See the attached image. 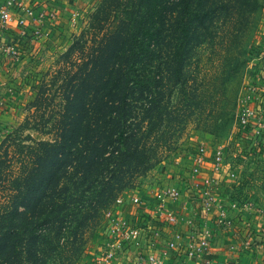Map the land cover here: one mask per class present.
Wrapping results in <instances>:
<instances>
[{
    "label": "rangeland",
    "instance_id": "rangeland-1",
    "mask_svg": "<svg viewBox=\"0 0 264 264\" xmlns=\"http://www.w3.org/2000/svg\"><path fill=\"white\" fill-rule=\"evenodd\" d=\"M74 3L75 9L60 36L48 43H19L22 46L10 58L15 63L12 67L15 91L21 92V96L12 121L0 132V231L13 227L7 216L21 198L23 203L17 211L25 212L29 219L37 217V226L30 234L18 230L16 248L11 255L0 253V264L26 263L25 245L30 235L40 240L39 252L44 248V240L64 241L63 247L44 254L46 264H102L105 241L110 237L107 214L120 216L115 199L138 188L175 185L181 189V201H187L196 211L195 197L211 194L233 225L236 218L241 222L243 217L257 219L264 214V160L259 156L249 157L235 120L247 71L240 88L242 76L238 79L228 72V53L219 50L230 45L226 42L227 35L221 32L223 15L211 13L204 24V28L215 30L214 39L189 43L185 34H179L183 38L180 43L169 31L167 0H75ZM190 5L183 15L186 29L194 27L199 19L193 16ZM225 21V29L232 31L230 19ZM251 39L254 46L250 59L256 51L264 52V10L261 24ZM150 43H160L173 50L163 97V105L172 120L165 124L167 129L161 128L166 131L164 135L156 134L147 141V147L152 150L148 159L154 163L153 167L146 170L145 165L133 162L116 173L107 171L86 181L87 169L80 166L81 162L56 163L63 132L68 135L80 126L83 134L77 138L80 141L88 121L93 129L102 125L98 120L100 105H95L93 95L98 89V94L101 93L98 80L106 64L116 59L114 52L126 45L129 51L124 60L133 63V72L142 74L143 69L150 71V66L154 68L160 60L146 51ZM192 47L201 49L188 53L186 49ZM177 48L182 57L173 55ZM179 62L181 69L175 71ZM177 75L188 81L193 75L195 83L188 82L187 88L180 89L181 80L175 81ZM202 146L206 147L205 161L203 169L196 173L192 157ZM215 147H222L224 152V163L218 169L211 162ZM73 155L78 154L73 152ZM52 174L62 177L52 184L50 179L46 180ZM34 176L37 180L29 184L27 180L32 181ZM112 178L111 190L103 189L100 181ZM89 184L92 186L84 192ZM80 202L84 208L77 215L74 208ZM231 202L237 203L235 208ZM25 203L30 207L39 205V213L32 215L33 209H25ZM124 208L127 210L128 206ZM122 214L128 217L126 211ZM20 217L15 219L21 222ZM75 221L82 222L84 227L78 228ZM57 226L65 227L59 235L55 233ZM219 230L215 237L225 239L229 230ZM242 232L243 228L239 230L242 241L237 246L245 247L246 242L250 245L245 248L249 254L240 256L239 262L264 264L263 237L258 234L253 237L248 232L243 237Z\"/></svg>",
    "mask_w": 264,
    "mask_h": 264
},
{
    "label": "trees",
    "instance_id": "trees-1",
    "mask_svg": "<svg viewBox=\"0 0 264 264\" xmlns=\"http://www.w3.org/2000/svg\"><path fill=\"white\" fill-rule=\"evenodd\" d=\"M194 1V2H192ZM264 0H167V18L169 19L172 37H177L180 43L183 38L179 34H185L188 42L198 41L197 43H206V38L216 37V32L210 28H204L207 18L211 15H223L224 35H227L226 42L230 45L220 47V52L228 53V72L234 77L240 79V88L244 83V76L247 63L249 61L254 42L252 43V35L258 30L261 24L262 12L264 10ZM191 3V5H190ZM188 5L191 6L194 17H199L194 27L185 28L184 14ZM226 18L231 21V28L225 29ZM168 22V21H167ZM202 40V41H199ZM174 49L173 55L181 56L180 51ZM200 47H192L186 49L189 53L192 50H200ZM129 49L126 45L114 52L115 60H110L104 67V73L98 80L100 83L99 89L95 92L93 101L95 105H100V119L101 126L95 129L92 128L91 122L88 121L86 126V133L82 140L79 141L81 134V127H76L68 135L63 132L61 141L59 142V149L55 156L57 161L65 165L74 161L81 162L80 166L87 169L84 179L92 178L94 176H102L108 172L116 173L124 166H131L133 162L140 165H145L146 170H150L154 163H150L148 159L150 152L147 147V141L154 135L162 136L166 133L161 128L167 129V121L169 118L167 108L163 105L165 102L164 93L167 89L166 81L168 70L170 68L169 59L172 58L171 50L160 45V43H150L146 47V51L152 57H159V63L153 68L150 66V71L143 69L142 74L133 72V63L124 60ZM156 53V54H155ZM155 54V55H154ZM154 55V56H153ZM182 57V56H181ZM165 58V59H164ZM226 60V59H225ZM117 61L116 63H111ZM199 62V61H198ZM178 68L181 69V62L178 63ZM196 65V64H195ZM132 71V72H131ZM184 74V68L182 69ZM178 74H181L178 73ZM133 75V76H132ZM181 75H177L176 82L180 81L179 88H187L188 82L195 83V77L188 81L181 79ZM239 82V81H238ZM192 89H195L191 87ZM98 96V97H97ZM74 97V95H73ZM69 98V97H68ZM70 99V98H69ZM166 122V123H164ZM166 124V125H165ZM96 125V124H95ZM101 129L100 132L98 129ZM80 130V131H79ZM79 138V139H77ZM73 150V151H72ZM73 152L78 154L74 157ZM117 170V171H116ZM62 177V174H52L49 178L52 184L57 183ZM114 178L100 181L103 182V189H109ZM37 177L34 176L29 184H34ZM85 181V182H86ZM117 180H115L116 182ZM31 182V183H30ZM45 182V179L42 183ZM84 184V182L82 183ZM92 185L84 187L83 191L89 189ZM78 188H82L79 186ZM37 193L35 192V195ZM82 200V199H79ZM83 202V201H81ZM79 203V206L74 208L77 215L83 211L84 204ZM17 204L13 208V212L8 214L9 222H13V227L5 228L4 232L0 231V253L9 252L10 255L16 248L18 230L30 232L37 226V217H27L25 212H18V206L23 203V198L17 200ZM36 204V203H35ZM25 209H33V214L39 213V205L24 204ZM16 215V216H15ZM31 215V216H32ZM21 216L17 221L15 217ZM78 228L84 227L82 222H77ZM12 224V223H11ZM46 228V225H42ZM63 228L55 227L56 234H61ZM73 233H71L72 235ZM38 238L31 236L27 239L25 245L27 261L24 264H46V259H43L47 252H55L60 247H63L64 241L51 243L49 240H44V248L39 252ZM38 245V246H37ZM7 261L9 259H6ZM23 264V263H19Z\"/></svg>",
    "mask_w": 264,
    "mask_h": 264
},
{
    "label": "built area",
    "instance_id": "built-area-1",
    "mask_svg": "<svg viewBox=\"0 0 264 264\" xmlns=\"http://www.w3.org/2000/svg\"><path fill=\"white\" fill-rule=\"evenodd\" d=\"M33 9V0H5L0 6V25H8L12 12H17L20 14L17 23L23 27ZM44 18L53 19L54 15L43 12L38 16V19ZM17 51L16 46L0 41L1 53L12 58ZM247 69L236 126L241 132L243 148L250 152L249 157L259 156L264 160V52L256 51L249 58ZM205 150V146L200 147L192 157L196 173L203 169ZM212 156L211 162L218 169L224 163L223 148H213ZM234 175L232 172V177ZM181 195V189L175 185H159L146 190L138 188L132 194L116 198L114 203L120 216L107 214L110 237L105 241L102 264H169L173 257L179 259L172 264H210L205 259L214 237L211 224L230 231L233 220L211 194L197 195V214L188 216L184 213L188 202L181 201ZM229 204L235 208L237 203ZM122 211H126L128 217ZM245 245L248 247L250 242Z\"/></svg>",
    "mask_w": 264,
    "mask_h": 264
},
{
    "label": "crops",
    "instance_id": "crops-1",
    "mask_svg": "<svg viewBox=\"0 0 264 264\" xmlns=\"http://www.w3.org/2000/svg\"><path fill=\"white\" fill-rule=\"evenodd\" d=\"M4 1L0 0V6ZM74 1L33 0L34 9L32 16L27 19L25 26L20 27L17 23L20 14L12 12V20L9 24L4 27L0 25V41L7 45L16 46V49L19 50L22 46L19 43H48L56 39L66 29L68 17L72 10L75 9ZM43 12L52 13L54 18L38 19V16ZM14 64L11 63L8 55L0 52V132H2V128L12 121V116L17 109L21 96V92L15 91L16 84L13 78L15 73L12 71ZM184 208L186 215L191 217L196 216L197 213L194 206L185 203ZM184 208L182 207V210ZM238 220L236 218L232 230L228 232V236H225V239L220 236L215 237V233L220 230L212 227L214 237L211 243L210 254L205 259L210 264H232L237 261L239 262L240 256H247L249 254L245 250L247 246H237V242L241 240L239 230H242V228L243 237L248 232L249 234L253 233V237L258 234L257 236H262L264 240V214H261L257 219L252 216L250 219L243 217V221L241 222H238ZM177 259L179 258H171L170 263H175ZM238 264L241 263L239 262Z\"/></svg>",
    "mask_w": 264,
    "mask_h": 264
}]
</instances>
